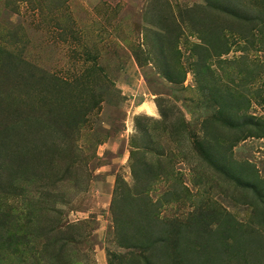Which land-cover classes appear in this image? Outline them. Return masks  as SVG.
Masks as SVG:
<instances>
[{"label": "rangeland", "instance_id": "374dc122", "mask_svg": "<svg viewBox=\"0 0 264 264\" xmlns=\"http://www.w3.org/2000/svg\"><path fill=\"white\" fill-rule=\"evenodd\" d=\"M200 5L0 0V133H21L0 142V264H226L235 235L264 237L246 185L264 188V137L223 126L202 91L250 99L226 119H264V50L225 31L217 54L218 27L245 24Z\"/></svg>", "mask_w": 264, "mask_h": 264}, {"label": "trees", "instance_id": "16d2710c", "mask_svg": "<svg viewBox=\"0 0 264 264\" xmlns=\"http://www.w3.org/2000/svg\"><path fill=\"white\" fill-rule=\"evenodd\" d=\"M202 5H200V10L202 13L210 14L215 13L214 16H216V19L221 16L222 18L227 19L228 21L235 23L234 20H238L240 23L245 24V26H241L242 31H238L235 29L229 28H220L218 27L215 37V41L217 42L216 45L221 46V49L217 54L221 55V53H228L229 51V45H228V35H225V31L234 34V37L236 39L241 36H248V34H253V31H256V35H259L260 42L258 49L264 50V45L262 44V41L264 40V0H249L246 5H250L249 7L243 8L244 3H240L239 8H235V4L237 0H201ZM191 11V10H190ZM239 36V37H238ZM233 42V38H229ZM238 41V39L236 40ZM218 46L216 49H218ZM196 49L199 48V45L195 47ZM256 49V50H258ZM161 55V61L164 63V68H161L160 75L163 77V79L166 82H169L171 84L180 83L178 79L174 77L173 71H171L170 66L166 63V54L164 51V48L160 45V49L158 50ZM257 76L261 74L260 69H257ZM253 77V76H252ZM182 82V81H181ZM202 91L205 93V97L208 100L212 101L213 104H218L217 110L218 113L215 116V120L219 121L223 126L227 127L231 130H238L241 134H248L250 129L256 130V132L259 133L261 137H264V119L263 118H256L254 116H248L244 114L243 116H240L237 119L228 118L226 119L224 117V112L227 110L234 111V107L236 109V114L239 113L240 108H237L235 105V100L238 97V94L242 96L241 98H244L245 101L248 103L250 102V99H246L244 94L238 93V94H232L231 97H228V99H225L222 94L220 93V90L214 88L211 84L206 85V87L202 88ZM256 102L258 104H261L263 102V98L260 97V94L252 93ZM229 100V103H228ZM234 100V105L230 104V101ZM248 106L244 107V111H247ZM246 117L247 119H244ZM33 126H36L38 128L44 129V125L42 123H33L30 122L28 129L33 128ZM10 129V128H9ZM46 129V127H45ZM21 133H18L14 130H9V132L6 133H0V142L5 143L10 136H17ZM1 145V144H0ZM193 146L195 151L199 156L202 158H205L206 160H209L211 155L207 152L205 149V146L203 143L197 139H193ZM1 148V147H0ZM1 150V149H0ZM147 164L144 163L143 160H140V164L138 165V170L136 171V174L141 173L142 171L147 169ZM247 186L251 187L253 186V189L257 193V197L262 196V192H264V188L260 191L256 190V185L254 183L246 184ZM10 215V213H8ZM8 214L4 217L3 223H0V227L5 224L6 219H8ZM115 214V213H114ZM14 219V218H13ZM17 219V217H15ZM28 222V221H27ZM116 229L119 231V225L117 222V219L115 221ZM3 230H0V233ZM264 233V231L262 230ZM245 233V232H244ZM250 239L248 237H245L243 235H235L233 238L237 239L234 243V248L231 249V256L228 257L227 263L230 262L236 263L238 261H241L242 264H264V237H262L258 232L255 234H249ZM242 241L245 243V247L242 245ZM249 249V252L247 250ZM46 253L49 252V250L46 248L44 251Z\"/></svg>", "mask_w": 264, "mask_h": 264}, {"label": "bare ground", "instance_id": "6f19581e", "mask_svg": "<svg viewBox=\"0 0 264 264\" xmlns=\"http://www.w3.org/2000/svg\"><path fill=\"white\" fill-rule=\"evenodd\" d=\"M145 108H146V110L148 111V112H151V107H149V106H145Z\"/></svg>", "mask_w": 264, "mask_h": 264}]
</instances>
